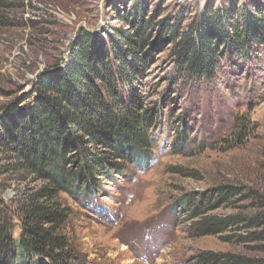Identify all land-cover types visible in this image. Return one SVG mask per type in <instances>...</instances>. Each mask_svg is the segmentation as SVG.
I'll return each instance as SVG.
<instances>
[{
  "label": "rangeland",
  "instance_id": "1",
  "mask_svg": "<svg viewBox=\"0 0 264 264\" xmlns=\"http://www.w3.org/2000/svg\"><path fill=\"white\" fill-rule=\"evenodd\" d=\"M3 3L0 135L11 138L27 104L22 101L25 94L48 68L57 67L49 71L53 73L65 67L72 45L86 31L95 47L108 52L114 30L133 32L122 16L140 7L144 17L155 19L143 55L146 61L137 67L129 57V74L139 72L141 77L123 89L151 112L150 148L145 149L149 159L139 162V155L126 148V157L111 155L120 166L98 174L101 187L89 196L62 191L36 198L49 182L13 169L15 162L0 152V164L10 168L0 174V201L11 212L15 239L23 231L19 213L36 198L38 204L56 202L65 215L56 235L67 243L71 264H199L206 252L264 258V241L242 240L259 228L245 229L238 223L264 213V48L256 45L247 58L222 44L217 77L192 81L174 53L177 39L161 27L177 19L179 34L198 26L213 36L217 28L228 30L239 23L253 33L257 17L264 14V0ZM3 17L13 22L5 25ZM225 186L239 193L215 205ZM208 194L215 198L208 200ZM220 220L230 222L222 232L201 235L210 228L205 222ZM33 258L17 264H52L39 254ZM1 264H10L5 253Z\"/></svg>",
  "mask_w": 264,
  "mask_h": 264
},
{
  "label": "trees",
  "instance_id": "2",
  "mask_svg": "<svg viewBox=\"0 0 264 264\" xmlns=\"http://www.w3.org/2000/svg\"><path fill=\"white\" fill-rule=\"evenodd\" d=\"M3 2L5 0H0L1 7ZM122 18L129 22L132 33L114 30L107 52L96 48L86 31L72 45L65 67L53 73L49 71L57 67L48 68L25 94L22 101L27 104L18 115L14 138L0 135V152L5 160L15 162L13 169L36 173L53 187H44L36 198H52L62 191L83 192V196H89L101 187L98 174L103 175L111 166H120L111 155L126 157V148L139 155V162L148 158L145 149L150 148L147 128L152 126L151 112L143 109L137 99L125 95L123 89L126 82L141 77L139 72L129 74L132 65L129 57L133 58V63L138 62L137 67L146 61L143 55L155 19L144 17L140 7ZM12 20L6 17L5 25ZM161 27L164 33H172L177 39L174 53L192 81L217 77L222 44L247 58L255 53L256 45L264 48V14L257 17L253 33L239 23L228 30L217 28L213 36L206 35L198 26L179 34L177 19L173 24L164 21ZM90 145H104L106 149L97 150ZM69 165L74 166L69 168ZM9 169L8 165L0 164V174ZM238 191L230 186L221 188L215 205L229 200ZM36 198L30 207H23L19 213L23 231L17 239L12 235L11 212L0 201V264L4 253L10 264L33 261L36 254L52 264H71L68 256L72 254L67 243L56 235L65 215L56 202L38 204ZM206 198L212 200L215 195L208 194ZM229 223L227 220L205 222L210 228L203 229L201 235L218 234ZM238 223L245 229L259 228L251 231L250 237H243L244 242L264 241V213L241 218ZM199 264H264V258L206 252L200 256Z\"/></svg>",
  "mask_w": 264,
  "mask_h": 264
}]
</instances>
